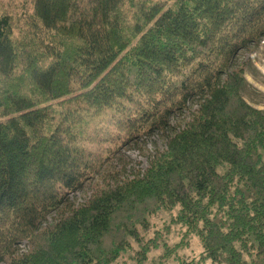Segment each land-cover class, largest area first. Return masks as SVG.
Here are the masks:
<instances>
[{
    "label": "trees",
    "instance_id": "1",
    "mask_svg": "<svg viewBox=\"0 0 264 264\" xmlns=\"http://www.w3.org/2000/svg\"><path fill=\"white\" fill-rule=\"evenodd\" d=\"M261 39L264 0H0V264H147L161 210L184 230L158 264L193 235L178 264H264V111L234 64ZM195 99L146 168L100 176Z\"/></svg>",
    "mask_w": 264,
    "mask_h": 264
},
{
    "label": "rangeland",
    "instance_id": "2",
    "mask_svg": "<svg viewBox=\"0 0 264 264\" xmlns=\"http://www.w3.org/2000/svg\"><path fill=\"white\" fill-rule=\"evenodd\" d=\"M234 64H244L248 85L242 92L243 98L253 107L264 111V39H261L258 44L250 45L248 49H244L238 53L234 59ZM198 105V100H192L187 104V108L182 113L173 115L169 120V126L165 133L154 132L124 148L106 164L100 176H104L111 171L120 173L121 177H126L132 175L136 170L146 168L155 151L165 148L166 136H170L179 128H182L184 123L190 118V111L198 108ZM92 186L93 180H90L82 190L70 194V202L74 205L82 203L91 193ZM58 213H51L48 216V221L56 218ZM149 220L152 228L145 234V238L154 237L157 245L148 253L146 262L147 264H158L159 255L165 248L163 244L172 246L180 242L184 228L173 224L169 213L163 210L150 216ZM26 247V243L22 242L18 248L24 250ZM200 252L201 246L198 237L193 235L189 237V241L185 247H179L176 252L169 255L166 264H178L175 260L176 256L198 258ZM134 254V249L124 252L118 259L117 264H136V260L133 257ZM203 264H209V261Z\"/></svg>",
    "mask_w": 264,
    "mask_h": 264
}]
</instances>
